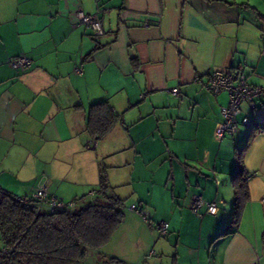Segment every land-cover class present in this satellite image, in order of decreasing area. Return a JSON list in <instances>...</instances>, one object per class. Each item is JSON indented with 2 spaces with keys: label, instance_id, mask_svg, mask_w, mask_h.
Segmentation results:
<instances>
[{
  "label": "crops",
  "instance_id": "crops-1",
  "mask_svg": "<svg viewBox=\"0 0 264 264\" xmlns=\"http://www.w3.org/2000/svg\"><path fill=\"white\" fill-rule=\"evenodd\" d=\"M78 10L94 14L101 30L78 23ZM18 55L31 66L12 68ZM228 67L264 87V13L248 3L0 0V186L30 196L45 185L82 206L103 174L130 198L120 224L130 227L128 248L155 250L143 263L264 264V132L244 151L248 200L231 232V177L251 129L224 134L228 96L205 84L209 71ZM99 101L119 120L93 140L87 110ZM241 115L264 123V94L253 108L242 103ZM196 194L203 203L194 213ZM152 221L167 222L162 239ZM100 249L90 250L104 255L96 264L129 260Z\"/></svg>",
  "mask_w": 264,
  "mask_h": 264
},
{
  "label": "trees",
  "instance_id": "trees-1",
  "mask_svg": "<svg viewBox=\"0 0 264 264\" xmlns=\"http://www.w3.org/2000/svg\"><path fill=\"white\" fill-rule=\"evenodd\" d=\"M118 120L107 101L95 102L87 110L86 131L93 140L101 139ZM249 128L250 135L237 152V168L231 177V232L236 231L248 200L244 151L257 132H264V123L252 122ZM113 189L102 174L98 186L89 192L91 196L96 193L91 201L78 206V200L73 199L71 209L50 210L38 207L32 195L17 196L0 186V264H84L89 251L106 245L124 219L125 198ZM110 262L120 264L121 260L110 258Z\"/></svg>",
  "mask_w": 264,
  "mask_h": 264
},
{
  "label": "built area",
  "instance_id": "built-area-1",
  "mask_svg": "<svg viewBox=\"0 0 264 264\" xmlns=\"http://www.w3.org/2000/svg\"><path fill=\"white\" fill-rule=\"evenodd\" d=\"M76 21L84 24L95 31H100V21L91 13L78 10L76 12ZM8 64L17 70H25L32 64V59L26 55H18L8 60ZM207 88L214 94L226 92L228 96L227 104L221 107L222 128L224 134L237 133L240 126L249 128L252 125L251 119L246 115H241L242 103H249L254 107V101L264 94V87L261 85L252 84L247 80L246 74L235 67L226 69H213L208 72L206 79ZM171 93L177 94L178 88L173 87L168 89ZM93 146L96 141L92 142ZM32 197L37 200L38 207L46 206L50 210L71 209L74 206L72 200H64L54 194H50L45 185L38 186L32 193ZM25 202V200L20 199ZM203 199L200 195H194L191 204V211L198 212V208L202 205ZM131 209L136 210L137 206L132 204ZM156 229L160 236H164L168 231V224L165 221L156 223ZM149 253H152L150 251Z\"/></svg>",
  "mask_w": 264,
  "mask_h": 264
},
{
  "label": "rangeland",
  "instance_id": "rangeland-1",
  "mask_svg": "<svg viewBox=\"0 0 264 264\" xmlns=\"http://www.w3.org/2000/svg\"><path fill=\"white\" fill-rule=\"evenodd\" d=\"M235 1H237L239 3H248L252 7H255L257 9V11L264 13V0H235ZM240 145H241V143H240ZM114 159L115 158H109V157H108V159L107 158H103L105 164H107L108 162L113 161ZM110 168L108 167L107 169H110ZM115 170H117L116 172L119 175V177L121 175H123L124 171L126 172V170H124V169L121 170L120 168L119 169H115ZM123 190L125 191L126 189H123ZM121 197L125 198L124 213L126 214L127 213L128 204L130 203V198L127 196V194H121ZM83 201H84L83 199H78L77 202H78V204H81V203H83ZM127 224H128L127 222L126 223H123V225H121L117 229V231L115 232L114 236L110 239V241L106 245H104L100 250L103 251L106 254L109 253L108 255H110V253H112V252H108V250H113L116 253L118 252L119 254H122L125 259H129V260H125L126 264H145L146 262L143 263L142 260H145V261L148 260V257H146L145 254H147V252H149V250L150 249H153V248H146V250H147L146 253L142 252V250H139V251H136V250L135 251H131L128 248V244H130V239L128 237H126V236L129 235L128 234V229L130 228ZM151 224H152V228H154L156 230V228H155L156 227L155 226L156 222H153L152 221ZM156 233H157V230H156ZM122 235H123V237L118 242V238L120 236H122ZM157 238H161L162 239V236H159L157 234ZM2 246H3V244H2V241L0 239V248ZM182 246L183 245L181 244L180 250L182 251V253H183L184 256H187L188 257V253L185 252V250L183 249ZM106 250H107V252H105ZM153 251H155V250L153 249ZM103 258H104V255H99L98 256V255H95L93 253V251H89V253H88L87 257H86V260L84 261V264L101 263V261H102ZM124 258H120V259H124ZM170 261L171 260H169V262Z\"/></svg>",
  "mask_w": 264,
  "mask_h": 264
}]
</instances>
